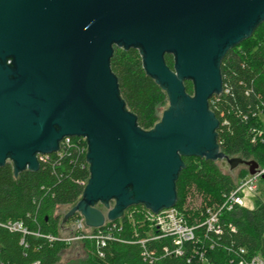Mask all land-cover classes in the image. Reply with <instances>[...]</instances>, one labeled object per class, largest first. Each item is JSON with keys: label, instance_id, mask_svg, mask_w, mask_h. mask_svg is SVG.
Listing matches in <instances>:
<instances>
[{"label": "water", "instance_id": "water-1", "mask_svg": "<svg viewBox=\"0 0 264 264\" xmlns=\"http://www.w3.org/2000/svg\"><path fill=\"white\" fill-rule=\"evenodd\" d=\"M262 23L264 0H0V167L35 172L39 156L86 138L90 178L62 224L80 215L91 229L132 207H175L183 158L254 175L256 162L221 152L209 102L223 92L228 51ZM114 46L139 49L167 93L169 108L150 131L120 98Z\"/></svg>", "mask_w": 264, "mask_h": 264}, {"label": "trees", "instance_id": "trees-1", "mask_svg": "<svg viewBox=\"0 0 264 264\" xmlns=\"http://www.w3.org/2000/svg\"><path fill=\"white\" fill-rule=\"evenodd\" d=\"M165 61L174 68L173 56L166 55ZM110 66L126 109L137 117L139 128L152 130L161 120L159 112L168 104V96L146 73L140 50L114 46ZM221 72L223 92L209 102L220 123V150L229 158L240 157L264 166V23L252 37L228 51ZM185 87L187 93L194 94L192 82H186ZM63 153L49 154L37 171H24L18 176L11 163L0 167V264H61L68 241L59 236L60 219L55 212L61 206L76 204L90 178L86 155H78L75 150ZM183 163L176 183L175 207L190 224L198 225L197 241L186 244L183 256L165 253V247H171L170 240L151 241L150 227L140 214L143 206H136L111 223L105 246L101 245L102 237L85 239L87 259L68 264H202L195 255L201 250L210 264H239L241 249L247 252L245 257H264V203L257 202L254 209L222 211V233L208 232L200 223L206 209L202 220L193 222L186 206L188 193L194 188L205 200L211 196L210 209L218 211L234 191L235 182L217 162L189 157L183 158ZM240 174L243 178L247 172ZM217 201L220 203L215 206ZM78 218L80 215L68 223ZM17 222L23 223L26 235L7 227Z\"/></svg>", "mask_w": 264, "mask_h": 264}, {"label": "built area", "instance_id": "built-area-1", "mask_svg": "<svg viewBox=\"0 0 264 264\" xmlns=\"http://www.w3.org/2000/svg\"><path fill=\"white\" fill-rule=\"evenodd\" d=\"M70 150H75V153L78 155L87 156L88 145L86 138L79 137L61 143L58 153L60 156H62L64 154L63 152ZM38 159L39 162H44L45 160H48V155L39 156ZM244 170H246L247 175L243 178H239V180L235 182L234 191H232V193L228 197H226V201L219 208V210L217 211L214 208L206 209V217L204 221L200 223L201 227L206 228L208 232H214L217 235L221 234L223 230L222 225L220 224V216L222 211L232 212L236 208H245L246 206L244 193L253 194L257 191L258 182L262 179V175H264V166L258 165V168L256 169L257 172H255L254 175L250 174L249 167H245ZM142 208L143 209L140 211V214L142 216V221L148 224L150 227L149 237H151V241H159L162 239L170 240L171 247L167 246L164 250L166 254L183 256L186 244L192 242L195 243L197 241V223L190 224L178 208L173 207L170 209L162 210L157 214L144 207ZM126 213L127 211L125 212V214ZM130 217H133V213H130ZM73 223L74 230L78 233H81L82 240H98L102 237L101 245L105 246L106 239H110L109 233L111 232L110 225L112 222H107L102 228L91 229L86 226L85 220L80 216V218L76 219ZM7 227L11 231H18L23 233L24 235H26L28 232L23 223L20 222L9 223ZM232 230L234 231L233 228ZM89 231L91 232V234H89ZM51 240H54V238H51ZM141 244L144 246L145 241H142ZM240 253L242 255V258L239 260V264H264V257L260 255L249 258L245 257L247 254L245 249H241ZM195 255L199 256L200 262L202 264H210L205 258V251H198Z\"/></svg>", "mask_w": 264, "mask_h": 264}, {"label": "rangeland", "instance_id": "rangeland-1", "mask_svg": "<svg viewBox=\"0 0 264 264\" xmlns=\"http://www.w3.org/2000/svg\"><path fill=\"white\" fill-rule=\"evenodd\" d=\"M169 108V103L162 109H160L159 116L162 118L163 113ZM221 166V162H217ZM222 167V166H221ZM246 166H240L235 170L230 169H222L225 174H229L232 176L234 182H237L239 178H241V172L245 169ZM245 195V208L246 209H254L257 205V202L264 203V180L261 179L257 185V191L253 194H246ZM211 200V196H209ZM205 200V196L203 193H200L196 190L191 189L190 193H188V200H187V208L189 213H191L193 217V222H198L202 220V216L204 214L205 209L212 208V204H210V200ZM220 201L214 203V205H219ZM76 204L69 205V206H61L59 207L56 212L55 216L60 219V238L68 240L67 249L64 251L61 257V264H68L74 261H83L87 259V251L84 247V241L81 239V233H78L74 230V221L71 223H67L66 225L62 224L64 217L70 212V210ZM97 208L104 213H107L106 209L99 205ZM89 234L91 232L89 231Z\"/></svg>", "mask_w": 264, "mask_h": 264}, {"label": "flooded vegetation", "instance_id": "flooded-vegetation-1", "mask_svg": "<svg viewBox=\"0 0 264 264\" xmlns=\"http://www.w3.org/2000/svg\"><path fill=\"white\" fill-rule=\"evenodd\" d=\"M168 103H169V101H168Z\"/></svg>", "mask_w": 264, "mask_h": 264}]
</instances>
